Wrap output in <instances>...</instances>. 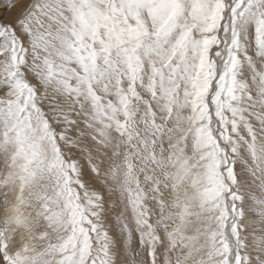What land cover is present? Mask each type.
I'll return each mask as SVG.
<instances>
[{
    "label": "snow or ice",
    "instance_id": "6c2138e0",
    "mask_svg": "<svg viewBox=\"0 0 264 264\" xmlns=\"http://www.w3.org/2000/svg\"><path fill=\"white\" fill-rule=\"evenodd\" d=\"M0 3V264H264V0Z\"/></svg>",
    "mask_w": 264,
    "mask_h": 264
},
{
    "label": "rangeland",
    "instance_id": "374dc122",
    "mask_svg": "<svg viewBox=\"0 0 264 264\" xmlns=\"http://www.w3.org/2000/svg\"><path fill=\"white\" fill-rule=\"evenodd\" d=\"M4 5L2 3H0V9H3Z\"/></svg>",
    "mask_w": 264,
    "mask_h": 264
}]
</instances>
